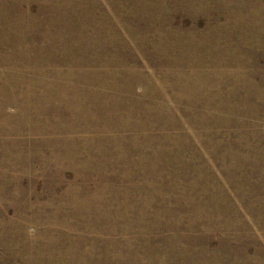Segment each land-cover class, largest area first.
Instances as JSON below:
<instances>
[{
  "label": "rangeland",
  "instance_id": "obj_1",
  "mask_svg": "<svg viewBox=\"0 0 264 264\" xmlns=\"http://www.w3.org/2000/svg\"><path fill=\"white\" fill-rule=\"evenodd\" d=\"M0 1V264H264V0Z\"/></svg>",
  "mask_w": 264,
  "mask_h": 264
},
{
  "label": "bare ground",
  "instance_id": "obj_2",
  "mask_svg": "<svg viewBox=\"0 0 264 264\" xmlns=\"http://www.w3.org/2000/svg\"><path fill=\"white\" fill-rule=\"evenodd\" d=\"M6 1H7V0H6ZM44 1H45V0H44ZM51 1H52V0H51ZM54 1H57V0H54ZM59 1H60V0H59ZM83 1H84V0H83ZM85 1H86V0H85ZM85 1H84V2H85ZM89 1H90V0H89ZM202 1H204V0H202ZM0 2H1V1H0ZM8 2H9V1H8ZM48 2H50V1L48 0ZM80 2H81V1H80ZM95 2H96V1H95ZM114 2H115V1H114ZM140 2H141V1H140ZM143 2H144V1H143ZM39 3H40V2H39ZM59 3H60V2H59ZM66 3H67V2H65V4H66ZM78 3H79V0H78ZM89 3H90V2H89ZM89 3H88V5H89ZM92 3H93V2H92ZM112 3H113V2H112ZM117 3H118V2H117ZM117 3H116V4H117ZM125 3H126V2H125ZM125 3H124V4H125ZM137 3H138V2H137ZM159 3H160V2H159ZM13 4H14V3H13ZM51 4H52V3H51ZM55 4H56V3H55ZM82 4H83V3H82ZM94 4H95V3H94ZM110 4H111V3H110ZM122 4H123V3H122ZM182 4H184V3H182ZM7 5H8V4H7ZM11 5H12V4H11ZM79 5H80V4H79ZM84 5H85V4H84ZM86 5H87V4H86ZM92 5H93V4H92ZM128 5H129V4H128ZM134 5H135V4H134ZM144 5H145V4H144ZM150 5H153V4H150ZM162 5H163V4H162ZM186 5H187V4H186ZM214 5H215V4H214ZM40 6H41V5H40ZM56 6H57V5H56ZM63 6H64V5H63ZM81 6H82V5H81ZM110 6H111V5H110ZM114 6H115V5H114ZM122 6H123V5H122ZM193 6H194V5H193ZM13 7H14V6H13ZM61 7H62V6H61ZM95 7H96V6H95ZM98 7H99V6H98ZM98 7H97V8H98ZM116 7H117V6H116ZM130 7H131V6H130ZM141 7H142V6H141ZM160 7H161V6H160ZM160 7H159V8H160ZM210 7H211V6H210ZM3 8H4V7H3ZM5 8H6V7H5ZM5 8H4V9H5ZM14 8H15V7H14ZM17 8H18V7H17ZM17 8H16V9H17ZM91 8H92V7H91ZM118 8H119V7H118ZM155 8H156V7H155ZM67 9H68V8H67ZM76 9H77V8H76ZM83 9H85V7H84ZM120 9H121V7H120ZM186 9H187V8H186ZM190 9H191V8H190ZM192 9H193V8H192ZM21 10H22V9H21ZM51 10H52V9H51ZM55 10H57V9H55ZM63 10H64V9H63ZM87 10H88V9H87ZM91 10H92V12H93V9H91ZM134 10H135V9H134ZM161 10H162V8H161ZM209 10H210V9H209ZM69 11H70V10H69ZM101 11H102V10H101ZM162 11H163V10H162ZM53 12H54V10H53ZM56 12H59V11H56ZM56 12H55V13H56ZM61 12H62V10H61ZM77 12H79V11H77ZM81 12H82V11H81ZM205 12H206V11H205ZM49 13H50V12H49ZM62 13H63V12H62ZM62 13H61V14H62ZM85 13H86V12H85ZM167 13H168V12H167ZM190 13H191V12H190ZM252 13H253V12H252ZM67 14H68V13H67ZM83 14H84V13H83ZM168 14H169V13H168ZM53 15H54V14H53ZM70 15H71V14H70ZM86 15H87V14H86ZM192 15H193V14H192ZM205 15H206V14H205ZM50 16H51V15H50ZM57 16H58V15H57ZM59 16H60V15H59ZM59 16H58V17H59ZM74 16H75V15H74ZM81 16H82V15H81ZM138 16H139V15H138ZM206 16H207V15H206ZM232 16H233V15H232ZM61 17H62V16H61ZM64 17H65V16H64ZM93 17H94V15H93ZM104 17H105V16H104ZM139 17H141V16H139ZM233 17H234V16H233ZM53 18H54V16H53ZM67 18H68V17H67ZM89 18H90V17H89ZM129 18H130V17H129ZM135 18H136V17H135ZM147 18H148V17H147ZM158 18H159V17H158ZM165 18H166V17H165ZM165 18H164V19H165ZM192 18H197V17H192ZM243 18H244V17H243ZM246 18L248 19V17H246ZM51 19H52V18H51ZM51 19H50V20H51ZM55 19H57V18H54V22H55ZM72 19H73V18H72ZM103 19H104V18H103ZM130 19H131V18H130ZM143 19L146 20L145 17H143ZM65 20H66V19H65ZM89 20H90V19H89ZM125 20H127V19H125ZM125 20H124V21H125ZM155 20H156V19H155ZM169 20H170V18H169ZM192 20H193V19H192ZM251 20H252V19H251ZM48 21H49V20H48ZM59 21H60V20H59ZM63 21H64V20H63ZM75 21H76V20H75ZM75 21H74V22H75ZM79 21H80V20H79ZM132 21H133V20H132ZM151 21H152V20H151ZM159 21H160V20H159ZM161 21H163V20L161 19ZM165 21H166V20H165ZM248 21H249V20H248ZM65 22H66V21H65ZM91 22H92V20H91ZM125 22H126V21H125ZM145 22H146V21H145ZM153 22H154V21H153ZM170 22H171V21H170ZM236 22H237V21H236ZM244 22L246 23V21H244ZM253 22H254V21H253ZM62 23H63V22H62ZM88 23H89V22H88ZM95 23H96V22H95ZM134 23H135V22H134ZM163 23H164V22H163ZM167 23H168V22H167ZM46 24H47V22H46ZM77 24H78V23H76V25H77ZM169 24H170V23H169ZM207 24H208V23H207ZM210 24H211V23H210ZM227 24H229V23H227ZM227 24H226V26H227ZM246 24H248V23H246ZM59 25H60V24H59ZM63 25H64V24H63ZM68 25H69V24H68ZM105 25H106V24H105ZM223 25H225V24H223ZM49 26H50V25H49ZM52 26H53V25H52ZM55 26H56V25H55ZM71 26H72V25H71ZM81 26H82V25H81ZM103 26H104V25H103ZM168 26H169V25H168ZM219 26H220V25H219ZM219 26H218V27H219ZM237 26H238V25H237ZM239 26H240V25H239ZM46 27H47V26H46ZM64 27H65V26H64ZM79 27H80V25H79ZM79 27H78V28H79ZM82 27H83V26H82ZM82 27H81V28H82ZM89 27H90V26H89ZM96 27H97V26H96ZM108 27H109V26H108ZM190 27H191V26H190ZM195 27H196V26H195ZM213 27H214V26H213ZM227 27H228V26H227ZM48 28H50V27H48ZM48 28H47V29H48ZM62 28H63V27H62ZM66 28H67V27H66ZM69 28H70V27H69ZM75 28H76V27H75ZM93 28H94V27H93ZM99 28H100V27H99ZM211 28H212V27H211ZM51 29H52V28H51ZM58 29H59V28H58ZM105 29H108V28H105ZM181 29H182V28H181ZM189 29H190V28H189ZM196 29H197V28H196ZM52 30H53V29H52ZM54 30H55V29H54ZM60 30H62L61 27H60ZM91 30H92V29H91ZM94 30H95V29H94ZM207 30H208V29H207ZM213 30H214V29H213ZM229 30H230V29H229ZM68 31H69V30H68ZM71 31H72V30H71ZM71 31H70V32H71ZM174 31H175V30H174ZM198 31H199V30H198ZM198 31H197V32H198ZM210 31H211V30H210ZM215 31H216V29H215ZM45 32H46V31H45ZM47 32H48V31H47ZM55 32H56V31H55ZM74 32H75V31H74ZM76 32H77V31H76ZM85 32H86V31H85ZM85 32H84V33H85ZM88 32H89V31H88ZM101 32H104V33H105V31H101ZM110 32H112V31H110ZM125 32H126V31H125ZM169 32H171V30H170ZM177 32H178V31H177ZM193 32H195L194 29H193ZM197 32H196V33H197ZM234 32L236 33V31H234ZM62 33H63V32H62ZM64 33H65V32H64ZM99 33H100V32H99ZM123 33H124V32H123ZM160 33H161V32H160ZM183 33H184V32H183ZM213 33H214V32H213ZM54 34H55V33H54ZM59 34H60V32H59ZM67 34H69V33L67 32ZM161 34H162V33H161ZM172 34H173V33H172ZM209 34H210V33H209ZM226 34H228V33H226ZM229 34H230V33H229ZM232 34H233V32H232ZM51 35H52V34H51ZM51 35H50V37H51ZM74 35H75V34H74ZM80 35H81V34H80ZM83 35H84V34H83ZM93 35H94V34H93ZM159 35H160V34H159ZM183 35H184V34H183ZM185 35H186V34H185ZM219 35H220V34H219ZM237 35H238V34H237ZM242 35H243V34H242ZM244 35H245V34H244ZM62 36H63V35H62ZM100 36H102V35H100ZM106 36H107V35H106ZM124 36H125V35H124ZM164 36H165V35H164ZM175 36H176V34H175ZM196 36H197V35H196ZM208 36H209V35H208ZM210 36H211V35H210ZM210 36H209V37H210ZM230 36H231V35H230ZM240 36H241V35H240ZM248 36H249V35H248ZM47 37H48V35H47ZM53 37H54V36H53ZM94 37H95V36H94ZM115 37H116V36H115ZM157 37H158V36H157ZM162 37H163V36H162ZM183 37H184V36H183ZM198 37H199V36H198ZM232 37H233V36H232ZM234 37H235V36H234ZM234 37H233V38H234ZM55 38H57V37H55ZM62 38H63V37H62ZM77 38H79V37H77ZM99 38H100V37H99ZM113 38H114V37H113ZM119 38H120V37H119ZM166 38H168V37H166ZM166 38L163 37L164 40H165ZM213 38H214V37H212V39H213ZM215 38H216V36H215ZM242 38H243V37H242ZM245 38H246V37H245ZM249 38H250V37H249ZM58 39H59V38H58ZM65 39H67V38H65ZM81 39H82V38H81ZM114 39H115V38H114ZM144 39H145V38H144ZM155 39H157V38H155ZM169 39H170V37H169ZM176 39H178V38H176ZM186 39H187V38H186ZM201 39H202V38H201ZM216 39H217V38H216ZM228 39L230 40L231 38H228ZM228 39H227V40H228ZM240 39H241V38H240ZM247 39H248V38H247ZM48 40H49V39H48ZM88 40H89V38H88ZM94 40H95V39H94ZM116 40H117V38H116ZM166 40H167V39H166ZM181 40H182V39H181ZM188 40H189V39H188ZM191 40H192V39H191ZM191 40H190V42H191ZM193 40H194V39H193ZM197 40H198V39H197ZM209 40H210V39H209ZM213 40H214V39H213ZM217 40H218V39H217ZM248 40H249V39H248ZM51 41H52V40H51ZM59 41H61V40L59 39ZM59 41H58V42H59ZM63 41H64V40H63ZM63 41H62V42H63ZM66 41H67V40H66ZM75 41H77V40H75ZM96 41H97V40H96ZM106 41H107V40H106ZM178 41H179V40H178ZM178 41H177V42H178ZM214 41H215V40H214ZM236 41H237V40H236ZM56 42H57V39H56ZM71 42H72V40H71ZM84 42H85V41H84ZM84 42H83V44H84ZM88 42H89V41H88ZM94 42H95V41H94ZM103 42H104V41H103ZM118 42H119V41H118ZM196 42H198V41H196ZM200 42H201V41H200ZM51 43H52V42H51ZM53 43H54V42H53ZM65 43H66V42H65ZM67 43H68V42H67ZM186 43H187V42H186ZM194 43H195V42H194ZM194 43H193V44H194ZM208 43H209V42H208ZM231 43H232V42H231ZM236 43H237V42H236ZM77 44H78V43H77ZM77 44L75 45L76 47L78 46ZM101 44H102V43H101ZM115 44H116V43H115ZM118 44H119V43H118ZM166 44H167V43H166ZM170 44H171V43H170ZM174 44H175V43H174ZM183 44H184V43H183ZM198 44H199V43H198ZM198 44H197V46H199ZM215 44H216V43H215ZM219 44H220V43H219ZM221 44H222V43H221ZM242 44H243V43H242ZM252 44H253V43H252ZM51 45H52V44H51ZM53 45H54V44H53ZM53 45H52V46H53ZM68 45H69V44H68ZM68 45H67V46H68ZM72 45H73V44H72ZM88 45H89V44H88ZM195 45H196V44H195ZM213 45H214V44H213ZM213 45H212V47H213ZM217 45H218V44H217ZM232 45H233V44H232ZM234 45H235V44H234ZM246 45H247V44H246ZM248 45H249V44H248ZM254 45H255V44H254ZM39 46H40V45H39ZM65 46H66V45H65ZM86 46H87V45H86ZM86 46H85V47H86ZM103 46H104V45H103ZM121 46H122V45H121ZM169 46H170V45H169ZM173 46H174V45H173ZM179 46H180V44H179ZM185 46H186V45H185ZM209 46H210V45H209ZM229 46H230V45H229ZM252 46H253V45H251V47H252ZM36 47H37V46H36ZM70 47H71V46H70ZM87 47H88V46H87ZM89 47H90V46H89ZM114 47H116V45H115ZM114 47H113V48H114ZM122 47H123V46H122ZM127 47H128V46H127ZM162 47H163V46H162ZM182 47H183V46H182ZM182 47H181V48H182ZM193 47H194V46H193ZM214 47H215V46H214ZM241 47H242V46H241ZM241 47H240V48H241ZM249 47H250V46H249ZM55 48H56V46H55ZM57 48H58V47H57ZM80 48H81V47H80ZM82 48H83V47H82ZM210 48H211V46H210ZM66 49H67V48H66ZM71 49H72V48H71ZM75 49H76V48H74V50H75ZM78 49H79V48H78ZM84 49H85V48H84ZM115 49H116V48H115ZM120 49H121V48H120ZM123 49H124V48H123ZM162 49H164V48H162ZM169 49H170V48H169ZM177 49H178V48H177ZM183 49H184V48H183ZM183 49H182V50H183ZM196 49H197V48H196ZM208 49H209V48H208ZM229 49H230V48H229ZM243 49H244V47H243ZM254 49H255V48H254ZM61 50H62V49H61ZM64 50H65V49H64ZM64 50H63V51H64ZM94 50H95V49H94ZM166 50H167V49H166ZM188 50H189V49H188ZM188 50H187V51H188ZM206 50H207V49H206ZM225 50H226V49H225ZM249 50H250V49H249ZM249 50H248V51H249ZM34 51H35V50H34ZM58 51H59V50H58ZM63 51H62V53H63ZM176 51H177V50H176ZM176 51H174V52H176ZM218 51H219V50H218ZM244 51H245V50H244ZM246 51H247V50H246ZM79 52H80V51H79ZM82 52H83V50H82ZM86 52H87V51H86ZM122 52H123V51H122ZM131 52H132V51H131ZM147 52H148V51H147ZM169 52H170V51H169ZM184 52H185V51H184ZM188 52H189V51H188ZM205 52H206V51H205ZM75 53H76V52H75ZM96 53H97V52H96ZM96 53H95V54H96ZM117 53H118V52H117ZM148 53H149V52H148ZM161 53L163 54V51H162ZM161 53H160V54H161ZM207 53H208V52H207ZM221 53H222V52H221ZM246 53H247V52H246ZM251 53H252V52H251ZM251 53H250V54H251ZM40 54H42V53H40ZM73 54H74V52H73ZM82 54H83V53H82ZM95 54H94V55H95ZM118 54H119V53H118ZM123 54H124V52H123ZM126 54H127V53H126ZM151 54H153V53H151ZM160 54H159V55H160ZM173 54H174V53H173ZM183 54H184V53H183ZM191 54H192V53H191ZM191 54H190V55H191ZM250 54H249V55H250ZM37 55H38V54H37ZM42 55H43V54H42ZM52 55H53V54H52ZM55 55H56V54H55ZM74 55H75V54H74ZM148 55H150V54H148ZM159 55H158V56H159ZM168 55H169V53H168ZM170 55H171V54H170ZM186 55H187V53H186ZM249 55H248V56H249ZM254 55H255V54H254ZM85 56H86V55H85ZM109 56H110V55H109ZM114 56H115V55H114ZM153 56H154V54H153ZM158 56H157V57H158ZM162 56H164V54H163ZM165 56H166V55H165ZM174 56H175V55H174ZM181 56H182V55H181ZM251 56H252V55H251ZM65 57H66V56H65ZM105 57H106V56H105ZM112 57H113V56H112ZM120 57H122V56H120ZM166 57L168 58V56H166ZM182 57H183V56H182ZM193 57H194V56H193ZM199 57H200V56H199ZM241 57H242V56H241ZM70 58H71V57H70ZM84 58H85V57H84ZM98 58H99V57H98ZM110 58H111V57H110ZM115 58H116V57H115ZM133 58H134V57H133ZM177 58H178V57H177ZM194 58H195V57H194ZM204 58H205V57H204ZM213 58H214V57H213ZM43 59H44V58H43ZM82 59H83V58H82ZM96 59H97V58H96ZM100 59H101V57H100ZM100 59H99V60H100ZM113 59H114V57H113ZM126 59H127V58H126ZM165 59H166V58H165ZM185 59H186V58H185ZM187 59H188V58H187ZM192 59H193V58H192ZM33 60H34V59H33ZM55 60H56V59H55ZM89 60H90V58H89ZM117 60H118V59H117ZM150 60H151V59H150ZM176 60H177V59H176ZM176 60H175V61H176ZM178 60H179V59H178ZM199 60H200V58H199ZM210 60H211V59H210ZM222 60H223V59H222ZM36 61H37V60H36ZM51 61H52V60H51ZM59 61H60V60H59ZM81 61H82V60H80L79 62H81ZM86 61H88V60H86ZM90 61L92 62V60H90ZM90 61H89V62H90ZM109 61H110V60H109ZM112 61H114V60H112ZM118 61H119V60H118ZM161 61H163V60L161 59ZM161 61H160V62H161ZM166 61H167L166 63H169L168 60H166ZM170 61H171V59H170ZM173 61H174V60H173ZM175 61H174V62H175ZM193 61H194V60H193ZM195 61H196V60H195ZM195 61H194V62H195ZM200 61H201V60H200ZM3 62H4V61H3ZM56 62H57V61H56ZM61 62H62V60H61ZM66 62H67V61H66ZM69 62H70V61H69ZM93 62H94V61H93ZM121 62H122V60H121ZM127 62H128V61H127ZM152 62H153V60H152ZM152 62H151V63H152ZM171 62H172V61H171ZM177 62H178V61H177ZM203 62H204V61H203ZM251 62H253V60H252ZM26 63H28V62H26ZM74 63H75V62H74ZM85 63H86V62H85ZM104 63H106V62L104 61ZM104 63H103V64H104ZM111 63H112V62H111ZM115 63H116V62H115ZM191 63H192V62H191ZM191 63H190V64H191ZM214 63H215V62H214ZM5 64H6V62H5ZM11 64H12V63H11ZM11 64H10V65H11ZM47 64H48V63H47ZM61 64H62V63H61ZM91 64H92V63H91ZM103 64H102V65H103ZM117 64H118V63H117ZM152 64H153V63H152ZM160 64H161V63H160ZM178 64H179V63H177V65H178ZM252 64H254V62H253ZM13 65H14V64H13ZM45 65H46V62H45ZM49 65L51 66V64H49ZM59 65H60V64H59ZM72 65H73V64H72ZM79 65H80V64H79ZM88 65H89V63H88ZM96 65H97V62H96ZM107 65H108V63H107ZM109 65H110V63H109ZM109 65H108V67H109ZM132 65H133V64H132ZM132 65H131V67H132ZM156 65H157V64H155V66H156ZM164 65H166V64H164ZM198 65H199V64H198ZM221 65H222V64H221ZM230 65H231V64H230ZM11 66H12V65H11ZM94 66H95V65H94ZM100 66H101V65H100ZM103 66H104V65H103ZM103 66H102V67H103ZM155 66H154V67H155ZM166 66H167V65H166ZM190 66H191V65H189V67H190ZM217 66H219V65H217ZM26 67H28V66H26ZM37 67H38V66H37ZM41 67H42V66H41ZM77 67H78V66H77ZM86 67H87V66H86ZM108 67H107V68H108ZM111 67H112V66H111ZM127 67H128V66H127ZM131 67H130V68H131ZM140 67H141V66H140ZM162 67H165V66H162ZM178 67H180V66L178 65ZM195 67H196V66H195ZM198 67H199V66H198ZM200 67H203V66H200ZM250 67H251V66H250ZM254 67H255V65H254ZM32 68H33V66H32ZM51 68H52V67H51ZM51 68H50V69H51ZM90 68H91V67H90ZM92 68H93V65H92ZM98 68H99V66H98ZM107 68H106V69H107ZM117 68H118V67H117ZM120 68H122V67H120ZM123 68H124V66H123ZM132 68H134V67H132ZM135 68H136V67H135ZM160 68H161V67H160ZM160 68H159V69H160ZM170 68H171V67H170ZM175 68H176V67H175ZM175 68H174V69H175ZM204 68H205V67H204ZM220 68H221V67H220ZM161 69H162V68H161ZM180 69H181V68H180ZM184 69H185V68H184ZM189 69H190V68H189ZM17 70H19V69H17ZM27 70H28V69H27ZM36 70H37V69H36ZM68 70H69V68H68ZM71 70H72V69H71ZM78 70H79V69H78ZM84 70H85V68H84ZM110 70H111V69H110ZM121 70H122V69H121ZM128 70H129V69H128ZM157 70H158V69H157ZM163 70H164V69H163ZM167 70H168V67H167ZM167 70H166V71H167ZM175 70H176V69H175ZM191 70H192V69H191ZM232 70H233V69H232ZM12 71H14V70H12ZM74 71H75V68H74ZM102 71H103V70H102ZM130 71H131V70H130ZM160 71H161V70H160ZM176 71H177V70H176ZM180 71H181V70H180ZM186 71H187V70H186ZM196 71H197V68H196ZM15 72H16V71H15ZM28 72H29V71H28ZM34 72H35V71H34ZM46 72H47V71H46ZM82 72H83V71H82ZM82 72H80V73H82ZM96 72H97V71H96ZM105 72H106V71H105ZM107 72H108V71H107ZM110 72H111V71H110ZM124 72H125V71H124ZM132 72H133V71H132ZM183 72H184V71H183ZM18 73H19V72H18ZM176 73H177V72H176ZM181 73H182V72H181ZM75 74H76V73H75ZM83 74H84V73H83ZM90 74H91V73H90ZM95 74H96V73H95ZM172 74H173V73H172ZM183 74H184V73H183ZM192 74H193V73H192ZM29 75H30V74H29ZM76 75H77V74H76ZM81 75H82V74H81ZM184 75H185V74H184ZM39 76H40V75H39ZM86 76H87V75H86ZM89 76H90V75H89ZM229 76H230V74H229ZM8 77H9V76H8ZM10 77H11V75H10ZM40 77H41V76H40ZM50 77H51V76H50ZM74 77H75V76H74ZM79 77H80V76H79ZM95 77H96V76H95ZM133 77H134V76H133ZM135 77H137V76H135ZM153 77H154V76H153ZM167 77H168V75H167ZM173 77H174V76H173ZM181 77H182V76H181ZM195 77H196V76H195ZM13 78H14V77H13ZM42 78H43V77H42ZM80 78H81V77H80ZM100 78H101V77H100ZM107 78H108V77H107ZM131 78H132V77H131ZM168 78H170V77H168ZM175 78H176V77H175ZM178 78H179V77L177 76V79H178ZM197 78H198V77H197ZM73 79H74V78H73ZM73 79H72V80H73ZM95 79H96V78H95ZM109 79H110V77H109ZM113 79H114V78H113ZM140 79H141V78H140ZM231 79H232V78H231ZM34 80H35V79H34ZM46 80H47V79H46ZM46 80H45V81H46ZM83 80H84V79H83ZM121 80H122V79H121ZM153 80H154V79H153ZM198 80H199V79H198ZM200 80H201V79H200ZM207 80H208V79H207ZM209 80H210V79H209ZM18 81H19V80H18ZM51 81H52V80H51ZM73 81H75V80H73ZM79 81H80V80H79ZM84 81H85V80H84ZM99 81H100V80H99ZM99 81H98V82H99ZM118 81H120V80H118ZM127 81H130V80H127ZM136 81H137V80H136ZM138 81H139V80H138ZM140 81H141V80H140ZM142 81H143V80H142ZM145 81H146V80H145ZM154 81H155V80H154ZM222 81H223V80H222ZM261 81H262V80H261ZM26 82H27V81H26ZM55 82H56V81H55ZM92 82H93V81H92ZM98 82H97V83H98ZM105 82H107V80H106ZM105 82H104V83H105ZM120 82H121V81H120ZM120 82H119V83H120ZM169 82H170V81H169ZM175 82H176V81H175ZM178 82H179V81H178ZM27 83H28V82H27ZM89 83H90V82H89ZM93 83H94V82H93ZM108 83H110V82H108ZM131 83H132V80H131ZM181 83H182V82H181ZM194 83H195V82H194ZM204 83H205V82H204ZM204 83H203V84H204ZM259 83H260V82H259ZM11 84H12V83H11ZM24 84H25V83H24ZM38 84H39V83H38ZM61 84H62V83H61ZM68 84H69V83H68ZM68 84H67V85H68ZM122 84H123V83H122ZM124 84H125V83H124ZM143 84H144V83H143ZM151 84H152V81H151ZM165 84H166V83H165ZM168 84H169V83H168ZM190 84H191V83H190ZM199 84H200V83H199ZM206 84H208V83H206ZM206 84H205V85H206ZM256 84H257V83H256ZM260 84H261V83H260ZM19 85H20V84H19ZM32 85H33V84H32ZM32 85H31V86H32ZM41 85H42V84H41ZM49 85H50V84H49ZM65 85H66V84H65ZM70 85H72V84H70ZM91 85H92V84H91ZM175 85H176V84H175ZM183 85H184V84H183ZM263 85H264V84H263ZM22 86H23V84H22ZM25 86H26V84H25ZM59 86H61V85H59ZM76 86H77V85H76ZM76 86H75V87H76ZM85 86H86V85H85ZM96 86H97V84H96ZM117 86H118V85H117ZM117 86H116V87H117ZM123 86H124V85H123ZM144 86H145V84H144ZM165 86H166V85H165ZM172 86H173V85H172ZM221 86H222V85H221ZM57 87H58V86H57ZM73 87H74V85H73ZM73 87H72V88H73ZM75 87H74V88H75ZM82 87H83V85H82ZM109 87H110V85H109ZM161 87H162V86H161ZM203 87H204V86H203ZM203 87H202V88H203ZM206 87H207V86H206ZM223 87H224V86H223ZM257 87H258V86H257ZM33 88H34V86H33ZM96 88H97V87H96ZM100 88H101V87H100ZM102 88H103V87H102ZM106 88H107V87H106ZM123 88H124V87H123ZM152 88H153V87H152ZM166 88H167V86H166ZM170 88H171V87H170ZM173 88H174V87H173ZM244 88H245V87H244ZM262 88H263V87H262ZM49 89H50V88H49ZM55 89H56V88H55ZM64 89H65V88H64ZM93 89H94V88H93ZM98 89H99V88H98ZM121 89H122V88H121ZM128 89H129V88H128ZM33 90H34V89H33ZM66 90H67V89H66ZM68 90H69V89H68ZM72 90H73V89H72ZM91 90H92V89H91ZM96 90H97V89H96ZM105 90H106V89H105ZM107 90H108V89H107ZM129 90H130V89H129ZM190 90H191V89H190ZM258 90H259V89H258ZM22 91H23V90H22ZM29 91H31V90L29 89ZM45 91H46V90H45ZM52 91H53V90H52ZM56 91H57V90H56ZM97 91H98V93H99V91H101V90H97ZM120 91H121V90H120ZM148 91H149V90H148ZM175 91H176V90H174V92H175ZM256 91H257V90H256ZM49 92H50V91H49ZM62 92H63V90H62ZM72 92H73V91H72ZM91 92H92V91H91ZM91 92H90V93H91ZM106 92H107V91H106ZM205 92H206V90H205ZM250 92H251V91H250ZM3 93H4V92H3ZM19 93H20V92H19ZM59 93H60V92H59ZM64 93H65V92H64ZM75 93H77V92H75ZM196 93H197V91H196ZM252 93H253V92H252ZM66 94H67V93H66ZM80 94H81V92L79 93V96H80ZM86 94H87V93H86ZM92 94H93V93H92ZM104 94H106V93H104ZM185 94H186V93H185ZM189 94H190V93H189ZM204 94H205V93H204ZM241 94H242V93H241ZM256 94L259 95L258 92H256ZM261 94H262V93H261ZM25 95H26V94H25ZM56 95H57V94H56ZM74 95H75V94H74ZM144 95H145V94H144ZM249 95H250V94H249ZM251 95H252V94H251ZM0 96H1V95H0ZM22 96H23V94H22ZM43 96H44V95H43ZM99 96H100V95H99ZM103 96H104V95H103ZM105 96H106V95H105ZM105 96H104V97H105ZM148 96H149V95H148ZM186 96H187V95H186ZM195 96H196V95H195ZM201 96H202V95H201ZM207 96H208V95H207ZM211 96H212V95H211ZM222 96H223V95H222ZM247 96H248V95H247ZM1 97H2V96H1ZM4 97H5V96H4ZM4 97H3V98H4ZM6 97H7V96H6ZM8 97H9V96H8ZM13 97H14V96H13ZM28 97H29V96H28ZM36 97H37V95H36ZM84 97H85V96H84ZM90 97H91V95H90ZM95 97H96V96H95ZM97 97H98V96H97ZM100 97H101V96H100ZM142 97H143V96H142ZM149 97H150V96H149ZM155 97H156V96H155ZM180 97H181V96H180ZM196 97H197V96H196ZM249 97H250V96H249ZM251 97H252V96H251ZM257 97H258V96H257ZM257 97H256V98H257ZM48 98H49V97H48ZM58 98H59V97H58ZM111 98H112V97H111ZM134 98H135V97H134ZM134 98H133V99H134ZM137 98H138V97H137ZM156 98H157V97H156ZM189 98H190V97H189ZM221 98H222V97H221ZM224 98H225V97H224ZM30 99H31V98H30ZM35 99H36V98H35ZM39 99H40V98H39ZM62 99H63V98H62ZM79 99H80V98H79ZM90 99H91V98H90ZM97 99H98V98H97ZM103 99H104V98H103ZM108 99H109V98H108ZM184 99H185V98H184ZM186 99H187V98H186ZM209 99H210V98H209ZM246 99H248V98H246ZM95 100H96V99H95ZM119 100H120V99H119ZM124 100H125V99H124ZM130 100H131V99H130ZM150 100H152V98H151ZM179 100H180V99H179ZM191 100H192V99H191ZM200 100H201V99H200ZM211 100H212V99H211ZM251 100H252V99H251ZM251 100H250V101H251ZM40 101H41V100H40ZM81 101H82V99H81ZM81 101H80V102H81ZM93 101H94V100H93ZM109 101H110V100H109ZM128 101H129V100H128ZM135 101H136V100H135ZM139 101H141V100H139ZM154 101H155V99H154ZM184 101H185V100H184ZM226 101H228V100L226 99ZM34 102H35V101H34ZM44 102H45V101H44ZM44 102H43V103H44ZM72 102H73V100H72ZM78 102H79V101H78ZM82 102H83V101H82ZM85 102H87V101H85ZM85 102H84V103H85ZM89 102H90V101H89ZM97 102H98V101H97ZM132 102H134V101H132ZM142 102H143V101H142ZM149 102H150V101H149ZM149 102H147V103H149ZM247 102H248V101H247ZM247 102H245V103H247ZM256 102H257V101H256ZM90 103H91V102H90ZM98 103H99V102H98ZM101 103L103 104L104 102L102 101ZM107 103H108V102H107ZM111 103H112V102H111ZM111 103H110V104H111ZM115 103H116V102H115ZM118 103H119V102H118ZM150 103H151V102H150ZM154 103H155V102H154ZM157 103H158V102H156V104H157ZM185 103H186V102H185ZM202 103H203V102H202ZM219 103H220V102H219ZM242 103H243V102H242ZM250 103H251V102H250ZM250 103H249V104H250ZM254 103H255V102H254ZM32 104H33V103H32ZM108 104H109V103H108ZM151 104H152V103H151ZM182 104H183V103H182ZM192 104H193V103H192ZM84 105H85V104H84ZM88 105H89V104H88ZM96 105H97V104H96ZM105 105H106V104H105ZM123 105H124V104H123ZM126 105H127V104H125L124 106L126 107ZM153 105H154V104H153ZM183 105H184V104H183ZM188 105H189V104H188ZM42 106H43V105H42ZM42 106H41V107H42ZM68 106H69V105H68ZM94 106H95V105H94ZM108 106H109V105H108ZM108 106H107V107H108ZM119 106H120V105H119ZM130 106H131V105H130ZM140 106H141V105H140ZM150 106H151V105H150ZM206 106H207V105H206ZM216 106H217V105H216ZM247 106H248V105H247ZM247 106H246V108L249 107V106H248V107H247ZM92 107H93V106H92ZM114 107H115V106H114ZM141 107H142V106H141ZM188 107H189V106H188ZM213 107H214V106H213ZM223 107H224V106H223ZM30 108H31V107H30ZM38 108H39V107H38ZM84 108H85V107H84ZM103 108H104V107H103ZM130 108H131V107H130ZM152 108H153V107H152ZM154 108H155V107H154ZM176 108H177V107H176ZM205 108H206V107H205ZM236 108H237V107H236ZM241 108H242V107H241ZM78 109H79V108H78ZM81 109H82V108H81ZM86 109H87V108H86ZM107 109H108V108H107ZM109 109H110V108H109ZM112 109H113V108H112ZM120 109H121V108H120ZM144 109H145V107H144ZM155 109H156V108H155ZM162 109H163V107H162ZM180 109H181V108H180ZM185 109H186V107H185ZM203 109H204V108H203ZM250 109H252V108H250ZM35 110H36V109H35ZM91 110H92V109H91ZM122 110H123V109H122ZM147 110H148V109H147ZM218 110H219V109H218ZM242 110H243V108H242ZM247 110H248V109H247ZM252 110H253V109H252ZM39 111H41V109H39ZM80 111H81V110H80ZM86 111H87V110H86ZM96 111H97V110H96ZM99 111H100V110H99ZM106 111H107V110H106ZM112 111H114V110H112ZM204 111H205V110H204ZM237 111H238V110H237ZM244 111H245V110H244ZM253 111H254V110H253ZM87 112H88V111H87ZM92 112H93V111H92ZM116 112H117V110H116ZM163 112H164V111H163ZM175 112H176V110H175ZM182 112H183V111H182ZM187 112H188V111H187ZM225 112H226V111H225ZM72 113H73V112H72ZM77 113H78V112H77ZM80 113H81V112H80ZM204 113H205V112H204ZM204 113H203V114H204ZM255 113H256V112H255ZM82 114H83V113H82ZM101 114H102V112H101ZM103 114H104V113H103ZM115 114H116V113H115ZM187 114H188V113H187ZM219 114H220V113H219ZM233 114H234V113H233ZM238 114H239V113H238ZM85 115H86V114H85ZM99 115H100V114H99ZM153 115H155V114H153ZM153 115H152V116H153ZM224 115H225V114H224ZM247 115H249V114H247ZM247 115H246V116H247ZM253 115H254V114H253ZM73 116H74V115H73ZM100 116H102V115H100ZM106 116L108 117V115H106ZM169 116H170V115H169ZM255 116H256V114H255ZM87 117H88V116H87ZM220 117H221V116H220ZM79 118H80V117H79ZM97 118H98V117H97ZM101 118H103V117H101ZM108 118H109V117H108ZM149 118H151V117H149ZM72 119H73V118H72ZM74 119L76 120V118H74ZM77 119H78V118H77ZM89 119H90V118H89ZM98 119H99V118H98ZM155 119H156V117H155ZM250 119H251V118H250ZM23 120H24V119H23ZM106 120H108V119H106ZM152 120H153V119H152ZM152 120H151V122H153ZM208 120H209V119H208ZM76 121H77V120H76ZM87 121L89 122V120H87ZM146 121H147V120H146ZM224 121H225V120H224ZM91 122H93V121H91ZM155 122H156V121H155ZM189 122H190V121H189ZM200 122H201V121H200ZM32 123H33V122H32ZM147 123H148V122H147ZM157 123H158V122H157ZM194 123H195V122H194ZM76 124H77V123H76ZM104 124H105V123H104ZM145 124H146V123H145ZM85 125H86V124H84V126H85ZM91 125H92V124H91ZM111 125H112V124H111ZM150 125H151V124H150ZM155 125H156V124H155ZM213 125H214V124H213ZM36 126H37V125H36ZM92 126H93V125H92ZM92 126H91V127H92ZM107 126H108V125H107ZM152 126H153V125H152ZM152 126H151V127H152ZM206 126H207V125H206ZM208 126H209V125H208ZM228 126H229V125H228ZM32 127H33V126H32ZM39 127H40V126H39ZM105 127H106V126H105ZM113 127H114V125H113ZM146 127H147V126H146ZM149 127H150V126H149ZM160 127H161V126H160ZM229 127H230V126H229ZM256 127H257V126H256ZM256 127H255V128H256ZM114 128H115V127H114ZM114 128H113V129H114ZM125 128H126V127H125ZM158 128H159V127H158ZM169 128H170V127H169ZM255 128H254V129H255ZM258 128H259V127H258ZM96 129H97V128H96ZM118 129H119V128H118ZM151 129H152V128H151ZM34 130H35V127H34ZM38 130H39V129H38ZM100 130H101V129H100ZM103 130H104V129H103ZM140 130H143V129L140 128ZM140 130H139V131H140ZM154 130H155V129H154ZM212 130H213V129H212ZM257 130H258V129H256V131H257ZM35 131H37V130H35ZM98 131H99V130H98ZM98 131H97V133H98ZM106 131H107V130H106ZM229 131H230V130H229ZM37 132H38V131H37ZM95 132H96V130H95ZM103 132H104V131H103ZM258 132H260V131H258ZM101 133H102V132H101ZM107 133H109V132H107ZM102 134H103V133H102ZM140 134H141V133H140ZM143 134H144V133H143ZM105 135H106V134H105ZM107 135H108V134H107ZM151 135H152V134H151ZM160 135H161V134H160ZM207 135H208V134H207ZM253 135H256V137H257V139H258L259 136H257V134H255V132H254ZM259 135H260V134H259ZM103 136H104V135H103ZM108 136H109V135H108ZM115 136H116V135H115ZM251 136H252V135H251ZM261 136H262V135H261ZM88 137H90V136L88 135ZM92 137H93V136H92ZM201 137H202V136H201ZM212 137H213V136H212ZM224 137H225V136H224ZM252 137H253V136H252ZM93 138H94V137H93ZM109 138H110V136H109ZM113 138H114V137H113ZM145 138H146V137H145ZM151 138H152V137H151ZM161 138H162V137H161ZM161 138H160V139H161ZM110 139H112V138H110ZM203 140H205V139H203ZM250 140H251V139H250ZM149 141H150V140H149ZM156 141H157V140H156ZM229 141H231V140H229ZM242 141H243V140H242ZM94 142H96V141L94 140ZM213 142H214V141H213ZM231 142H232V141H231ZM259 142H260V141H259ZM259 142H258V143H259ZM161 143H162V142H161ZM215 143H216V142H215ZM228 143H229V142L227 141V144H228ZM232 143H233V142H232ZM240 143H241V141H240ZM242 143H243V142H242ZM249 143H250V142H249ZM262 143H263V141H262ZM236 144H237V142H236ZM243 144H244V143H243ZM243 144H242V145H243ZM247 144H248V143H247ZM173 145H174V144H173ZM212 145H213V144H212ZM232 145H233V144H232ZM254 145H255V144H254ZM262 145H263V144H262ZM123 146H124V145H123ZM234 146H236V145H234ZM243 146H244V145H243ZM257 146H258V145H257ZM232 148H233V146H232ZM235 148H237V147H235ZM246 148H247V147H246ZM259 148H260V146H259ZM259 148H258V149H259ZM57 149H58V148H57ZM59 149H60V148H59ZM153 149H154V148H153ZM229 149H230V148H229ZM220 151H221V150H220ZM257 151H258V150H257ZM57 152H58V150H57ZM233 152H234V151H233ZM244 152H245V151H244ZM251 152H252V151H251ZM231 153H232V152H231ZM256 153H258V152H256ZM261 153H262V152H261ZM55 154H56V152H55ZM224 154H225V153H223V155H224ZM254 154H255V153H254ZM172 155H173V154H172ZM219 155H220V154H219ZM242 155H243V154H242ZM257 155H258V154H257ZM260 155H261V154H260ZM230 156H231V155H230ZM234 156H236V155H234ZM234 156H233V157H234ZM254 156H255V155H254ZM102 157H103V156H102ZM153 157H154V156H153ZM161 157H162V155H161ZM177 157H178V156H177ZM182 157H183V156H182ZM238 157H239V155H238ZM247 157H248V156H247ZM250 157H251V156H250ZM252 157H253V156H252ZM259 157H260V156H259ZM261 157H262V156H261ZM104 158H105V156H104ZM235 158H236V157H235ZM240 158H241V157H240ZM244 158H245V157H244ZM60 159H61V158H60ZM242 159H243V158H242ZM256 159H257V158H256ZM256 159H255V160H256ZM134 160H135V159H134ZM238 160H240V159H238ZM246 160H247V159H246ZM249 160H252V159H249ZM123 161H124V160H123ZM126 161H127V160H126ZM168 161H169V160H168ZM168 161H167V162H168ZM244 161H245V159H244ZM253 161H254V160H253ZM257 161H258V160H257ZM257 161H256V162H257ZM66 162H68V161H66ZM124 162H125V161H124ZM152 162H153V161H152ZM240 162H241V161H240ZM258 162H259V161H258ZM262 162H264V161H262ZM249 163H250V161H249ZM259 163H260V162H259ZM125 164H126V163H125ZM130 164H132V163H130ZM240 164H241V163H240ZM246 164H247V162H246ZM69 165H70V164H69ZM242 165H243V164H242ZM251 165H252V163H251ZM258 165H259V164H258ZM261 165H262V164H261ZM161 166H162V164H161ZM222 166H223V165H222ZM237 166H239V165H237ZM240 166H241V165H240ZM123 167H124V166H123ZM123 167H122V169H123ZM127 167H128V166H127ZM162 167H163V166H162ZM226 167H228V166H226ZM235 167H236V164H235ZM242 167H243V166H242ZM253 167H254V166H253ZM257 167H258V166H257ZM261 167H262V166H261ZM231 168H232V166H231ZM62 169H63V168H62ZM145 169H146V168H145ZM232 169H233V168H232ZM232 169H231V171H232ZM236 169H237V168H236ZM239 169H240V168H239ZM244 169H245V168H244ZM259 169H260V167H259ZM180 170H181V169H180ZM226 170H227V169H226ZM242 170H243V169H242ZM249 170H250V169H249ZM253 170H254V169H253ZM261 170H262V169H261ZM261 170H260V172H261ZM148 171H149V170H148ZM227 171H228V170H227ZM237 171H238V169H237ZM237 171H236V172H237ZM245 171H246V170H245ZM245 171H244V172H245ZM255 171H256V168H255ZM262 171H263V170H262ZM234 172H235V171H234ZM257 172H259V171H257ZM81 173H82V172H81ZM165 173H166V172H165ZM204 173H205V172H204ZM253 173H254V174H257V173H255V172H253ZM253 173H252V174H253ZM77 175H79V174H77ZM205 175H206V174H205ZM209 175H210V174H209ZM227 175H228V174H227ZM244 175H245V174H244ZM236 176H237V175H236ZM239 176H240V175H239ZM239 176H238V177H239ZM246 176H247V175H246ZM255 176H256V175H255ZM261 176H262V175H261ZM261 176H260V177H261ZM238 177H237V178H238ZM210 178H211V177H210ZM231 178H232V177H231ZM239 178H240V177H239ZM251 178H252V177H251ZM256 178H257V177H256ZM226 179H227V178H226ZM232 179H233V178H232ZM242 179H243V178H242ZM244 179H246V178H244ZM249 179H250V178H249ZM253 179H254V177H253ZM257 179H258V178H257ZM236 180H237V179H236ZM238 180H239V179H238ZM246 180H247V179H246ZM262 180H263V179H262ZM227 181H228V180H227ZM230 181H231V180H230ZM243 181H244V180H243ZM243 181H242V182H243ZM254 181H255V179H254ZM254 181H253V182H254ZM257 181H258V180H257ZM194 182H195V181H194ZM228 182H229V181H228ZM246 182H247V181H246ZM248 182H249V181H248ZM251 182H252V181H251ZM253 182H252V183H253ZM260 182H261V181H260ZM260 182H259V183H260ZM263 182H264V181H263ZM252 183H250V184L252 185ZM231 184H232V181H231ZM238 184H240V183L238 182ZM248 184H249V183H248ZM250 184H249V186H251ZM132 185H133V184H132ZM235 185H236V184H235ZM240 185H242V184H240ZM244 185H245V183H244ZM246 185H247V184H246ZM256 185H258V184H256ZM253 186H254V185H253ZM261 186H262V185H261ZM235 187H236V186H235ZM257 187H258V186H257ZM207 188H208V187H207ZM209 188H210V187H209ZM253 188H255V187H253ZM260 188H262V187H260ZM248 189H249V188H248ZM191 190H192V189H191ZM233 190H234V189H233ZM259 190H260V189H259ZM259 190H258V192H259ZM207 191H208V190H207ZM248 191H249V190H248ZM251 191H252V190H251ZM253 191H254V190H253ZM263 191H264V190H263ZM263 191H262L261 193H264ZM250 193H251V192H250ZM250 193H248V194H250ZM253 193H254V192H253ZM256 194H257V193H256ZM259 194H260V193H259ZM259 194H258V195H259ZM203 195H204V194H203ZM216 195H217V194H216ZM236 195H237V194H236ZM260 195H261V194H260ZM263 195H264V194H263ZM201 196H202V195H201ZM222 196H223V194H222ZM222 196H221V197H222ZM244 197H245V196H244ZM22 198H23V197H22ZM216 198H217V197H216ZM223 198H224V197H223ZM262 198H264V197H262ZM217 199H218V198H217ZM224 199H225V198H224ZM240 199H241V196H240ZM258 199H259V198H258ZM260 199H261V197H260ZM260 199H259V200H260ZM249 200H250V199H249ZM263 200H264V199H263ZM206 201H207V200H206ZM214 202H215V201H214ZM250 202H251V201H250ZM261 202H262V201H261ZM209 203H210V202H209ZM257 203H258V202H257ZM224 204H226V203H224ZM227 204H228V203H227ZM262 204H263V203H262ZM202 205H203V204H202ZM221 206H222V205H221ZM225 206H226V205H225ZM261 206H262V205H261ZM219 207H220V206H219ZM222 207H223V206H222ZM213 208H214V207H213ZM225 208H226V207H225ZM229 208H230V207H229ZM231 208H232V207H231ZM233 208H234V207H233ZM251 208H252V207H251ZM261 208H262V207H261ZM202 209H203V208H202ZM257 209H258V208H257ZM257 209H256V210H257ZM259 209H260V207H259ZM217 210H219V208H218ZM234 210H235V209H234ZM250 210H251V209H250ZM205 211H206V210H205ZM187 212H189V211H187ZM206 213H208V212H206ZM233 213H234V212H233ZM261 213H262V211H261ZM235 214H236V213H235ZM259 214H260V213H259ZM193 215H194V214H193ZM214 215H215V214H214ZM252 215H253V213H252ZM256 215H257V214H256ZM200 216H201V215H200ZM222 216H223V215H222ZM191 217H192V216H191ZM202 217H203V216H202ZM188 218H189V217H188ZM203 218H205V217H203ZM227 218H228V216H227ZM232 219H234V218H232ZM262 219L264 220V218H261V220H262ZM194 220H196V219H194ZM203 220H204V219H203ZM201 221H202V220H201ZM220 221H221V220H220ZM239 221H240V220H239ZM258 221H259V220H258ZM216 222H217V220H216ZM230 222H231V221H230ZM262 223H263V222H262ZM262 223H261V224H262ZM228 224H229V223H228ZM228 224H227V225H228ZM219 225H220V224H219ZM257 225H258V224H257ZM219 227H220V226H219ZM259 227H260V226H259ZM188 228H189V227H188ZM227 228H228V227H227ZM229 228H230V227H229ZM235 229H236V228H235ZM260 230H261V229H260ZM263 230H264V229H263ZM227 231H228V230H227ZM239 231H240V230H239ZM247 231H249V230H247ZM212 232H213V231H212ZM216 232H217V231H216ZM235 234H236V233H235ZM253 235H254V234H253ZM235 236H236V235H235ZM241 236H242V235H241ZM246 236H247V234H246ZM255 236H256V235H255ZM206 237H207V236H206ZM225 237H226V236H225ZM238 237H239V235H238ZM244 237H245V236H244ZM244 237H243V238H244ZM209 238H210V237H209ZM221 238H222V237H221ZM239 238H240V237H239ZM223 239H224V238H223ZM223 239H222V240H223ZM226 239H227V238H226ZM226 239H225V240H226ZM232 239H233V238H232ZM234 239H235V238H234ZM244 239H245V238H244ZM249 239H250V238H249ZM254 239H255V238H254ZM208 240H209V239H208ZM236 240L238 241V239H236ZM246 240H247V238H246ZM239 241H240V240H239ZM239 241H238V242H239ZM228 242H229V241H228ZM231 242H233V241L231 240ZM231 242H230V243H231ZM233 243H234V242H233ZM236 243H237V242H236ZM240 243H241V242H240ZM243 243H244V242H243ZM248 244H249V242H248ZM250 244H251V243H250ZM252 244H254V242H253ZM236 245H237V244H236ZM245 245H246V244H245ZM226 246H227V245H226ZM241 246H242V245H241ZM223 247H224V245H223ZM227 247H228V246H227ZM237 247H238V246H237ZM240 248H241V247H240ZM259 248H260V247H259ZM231 249H232V248H231ZM233 249H234V248H233ZM237 249H238V248H237ZM135 251H136V250H135ZM218 251H219V250H218ZM224 251H225V249H224ZM229 251H231V250H229ZM229 251H228V252H229ZM234 251H236V250H234ZM259 251H260V250H259ZM259 251H257V253H258ZM215 252H217V251H215ZM220 252H222V251H220ZM236 252H237V251H236ZM246 252H248V251H246ZM224 253H225V252H224ZM261 253H262V251H261ZM213 254H214V253H213ZM213 254H211V255H213ZM218 254H219V253H218ZM218 254H217V255H218ZM228 254H229V253H228ZM237 254H238V253H237ZM246 254H247V253H246ZM255 254H256V253H255ZM260 256H261V255H260ZM260 256H259V257H260ZM216 257H218V256H216ZM225 257H226V256H225ZM254 257H255V256H254ZM257 257H258V256H257ZM221 258H222V257H221ZM226 258H227V257H226ZM239 258H240V257H239ZM242 258H243V257H242ZM245 258H246V257H245ZM245 258H244V259H245ZM218 259H219V258H218ZM240 259H241V258H240ZM240 259H237V260H240ZM248 259H249V258H248ZM261 259H262V258H261ZM221 260H223V259H221ZM215 261H216V260H215ZM217 261H218V260H217ZM226 261H228V260H226ZM232 261H233V260H232ZM261 261H262V260H261ZM221 262H223V261H221ZM233 262H234V261H233ZM248 262H249V261H248ZM256 262H257V261H256ZM256 262H255V263H256ZM218 263H219V261H218ZM223 263H224V262H223ZM239 263H240V262H239ZM257 263H258V262H257ZM220 264H221V263H220ZM253 264H254V263H253Z\"/></svg>",
  "mask_w": 264,
  "mask_h": 264
}]
</instances>
